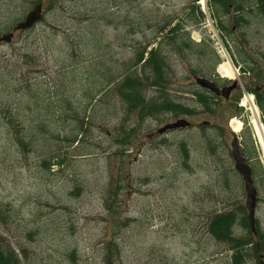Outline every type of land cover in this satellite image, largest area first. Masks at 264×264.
<instances>
[{
	"label": "rangeland",
	"instance_id": "1",
	"mask_svg": "<svg viewBox=\"0 0 264 264\" xmlns=\"http://www.w3.org/2000/svg\"><path fill=\"white\" fill-rule=\"evenodd\" d=\"M193 2L43 0L45 21L0 44V240L23 264H104L112 238L121 264H230L231 253L212 238L207 223L245 207L246 193L230 153L217 147L236 135L257 149L247 156L264 171L254 121L261 130L262 123L247 93L241 115L224 106L202 113L193 99L201 90L193 72L211 77L219 65L202 62L195 54L200 48L184 57L174 53L169 32L180 26L181 35L206 43L221 64L232 61L231 39L262 42L264 20L250 14L232 35L217 27L209 5L203 13ZM35 3L0 0V36L12 33ZM195 7L203 13L199 24L190 18ZM146 47L167 55L168 98L195 115L141 119L139 109L128 112L110 92L109 80L129 72ZM146 94L157 100L160 93L147 86ZM178 119L196 126L159 133ZM205 121L221 125L222 132L202 127ZM76 136L80 143L71 146ZM255 182V216L264 233V187L260 178Z\"/></svg>",
	"mask_w": 264,
	"mask_h": 264
},
{
	"label": "trees",
	"instance_id": "2",
	"mask_svg": "<svg viewBox=\"0 0 264 264\" xmlns=\"http://www.w3.org/2000/svg\"><path fill=\"white\" fill-rule=\"evenodd\" d=\"M198 1V0H195ZM214 11L218 12L216 6H224L225 11L229 12L228 4L232 3L233 0H213ZM248 0H237L236 2H242ZM254 1L256 6H248L249 14L257 13L264 19V0H249ZM35 4H42L43 0H35ZM36 6V5H35ZM237 10L246 11V7L239 5ZM203 17V14L200 10L195 7L192 10L190 18L195 21L196 24H199ZM248 19L241 17L237 19L236 22L232 25H235L237 28L246 26L248 24ZM169 27V26H168ZM217 27L221 29V32L229 31L233 33V28L228 29V26L223 25L222 23L217 22ZM166 25L160 30L164 31ZM170 29V28H169ZM179 31L183 32V29L175 27L170 30V35H173L170 39L169 44L175 47L174 53L182 55H190L200 48V51H197L195 54H198L199 59L204 62L206 65H210L215 69L220 63V59L217 56L216 52L210 49L206 43L202 45L195 43L191 40L189 33L181 35ZM150 47V46H149ZM146 47L139 54L136 55L134 61H132L129 72L125 74H119L117 77H113L109 80L108 89L115 96H117L120 101L124 104L128 112H133L139 109L140 118L143 119L146 115L154 114H164L170 113L175 117L179 115L193 116L196 114V110L184 107L183 104L175 102L172 99L168 98V82L167 77V55L158 49L149 50ZM194 54V53H193ZM194 75L198 76L197 72H193ZM202 77L206 76L204 73ZM113 80L114 82H110ZM115 83V85H113ZM147 83V84H146ZM150 88H155L159 90V97L157 100L147 99L146 89L147 86ZM104 89L102 88L99 95ZM97 95V94H96ZM98 95V96H99ZM196 97V103L200 106L202 113L213 114L214 113V104L213 101L209 100V97L201 91L194 92ZM92 101L96 102L94 96L91 98ZM103 104V103H102ZM88 120V118L86 119ZM81 126V130L86 131L84 126ZM83 133L80 134L82 136ZM18 138V137H17ZM219 139V137H217ZM18 145L23 147L28 151V145L23 143V141L18 138ZM128 137L126 138V142ZM216 140H210L211 144H216ZM80 140L76 136L74 140L70 141V145L74 146L79 144ZM210 146L212 147V145ZM222 144V143H221ZM185 156L188 158L187 151L183 148ZM44 164L48 167V163L45 160ZM58 164H62L59 162ZM51 166V165H50ZM253 178L254 181L260 178L261 185L264 187V171L261 166L253 167ZM256 183V182H255ZM116 191H113L115 198L118 195V191L121 190L120 182L114 185ZM113 208V206H112ZM239 228L240 233H236L235 229ZM119 230V223L114 227L113 234H117L116 231ZM207 231L212 236V238L219 244L225 245L228 248V251L231 253L230 264H251V262H259L260 264V255L261 251H264V233L261 232L258 221L256 220V234L251 230L250 223L248 221L247 211L244 206L238 207L235 210H230L223 213H218L211 217L207 223ZM259 242L257 245L256 240ZM261 250V251H260ZM264 258V256H263ZM121 251L120 248L112 238L109 240L106 246L104 254V264H121ZM0 264H23L19 254L11 248L9 245L5 244L0 240Z\"/></svg>",
	"mask_w": 264,
	"mask_h": 264
},
{
	"label": "flooded vegetation",
	"instance_id": "3",
	"mask_svg": "<svg viewBox=\"0 0 264 264\" xmlns=\"http://www.w3.org/2000/svg\"><path fill=\"white\" fill-rule=\"evenodd\" d=\"M54 3H60V0H53ZM237 0H233L232 3L228 4L229 12L225 11L224 6H216L215 9H218V12L214 11L213 8V0H206L202 4L212 9L213 16L216 20V22L222 23L223 25L227 24H234L237 19H240L241 17H245L246 19L248 15H250L248 12V6H251L252 4H255L254 1H242V2H236ZM201 1H194V5H201ZM239 5H242L246 7V11L244 10H237L239 8ZM256 6V4L254 5ZM254 6L253 9L255 8ZM42 11L45 16L44 11V5L42 4ZM255 14V13H253ZM260 16V15H259ZM261 17V16H260ZM262 18V17H261ZM263 19V18H262ZM264 20V19H263ZM237 27L233 26V33L237 32ZM229 44V42H228ZM231 54H232V64L235 70V77L233 79H230L229 81L225 80L224 76L213 75L211 77H208V80H210L212 83L216 85L218 88V93L211 92L207 89H201V92H204L208 97L209 100L213 101L214 104V113H219L220 107L224 106L225 108L232 109L235 112H237L238 115H241V112L243 109L241 108L242 102V96L244 93H247L251 96H249V100L252 102L258 116L259 120L262 123L263 132H264V68L261 67L254 59H252L251 56H260L264 60V39L259 44L252 45L251 43H247L246 40L238 38V39H231ZM193 78H195V75H193ZM193 99L196 101V97L193 93ZM213 113V114H214ZM243 116L241 117V119ZM190 122V121H189ZM191 126L187 127L194 128L196 124L190 122ZM245 126H248V123L244 124ZM202 127L204 128H213L212 124L210 122L205 121L202 124ZM223 127L221 125H216L214 127V130L216 132H222ZM239 137L236 135H231V141L229 145H221L219 150L222 151L223 148H226V151L230 153L231 158L234 163V167L236 166V161L234 159L233 153L239 152L246 160V163L251 167L253 171V159H250L247 156L248 152H252L253 150L256 152L257 149L255 147L251 148L249 143H241L239 141ZM254 179V178H253ZM259 199V198H258ZM258 206V202H257Z\"/></svg>",
	"mask_w": 264,
	"mask_h": 264
},
{
	"label": "water",
	"instance_id": "4",
	"mask_svg": "<svg viewBox=\"0 0 264 264\" xmlns=\"http://www.w3.org/2000/svg\"><path fill=\"white\" fill-rule=\"evenodd\" d=\"M44 16L42 12V5H37L34 10L29 12L24 21L19 22L14 31H28L31 30L37 23L43 22ZM14 34L9 33L0 36V44L10 43L12 42ZM252 59H254L261 67L264 68V60L260 56H251ZM196 83L205 89H208L212 92L218 93V88L216 85L212 82H210L206 78H196ZM191 124L185 119H180L174 123L167 124L162 129L159 130L160 134H163L167 131H173L177 129H183L190 127ZM234 159L236 161V170L239 172V174L242 176L244 181V188L246 191V199H245V205L248 210V221L251 226V230L253 233H256V219H255V210L257 206V189L254 186L253 178H252V169L251 167L246 163L245 158L239 153L234 152L233 153Z\"/></svg>",
	"mask_w": 264,
	"mask_h": 264
},
{
	"label": "bare ground",
	"instance_id": "5",
	"mask_svg": "<svg viewBox=\"0 0 264 264\" xmlns=\"http://www.w3.org/2000/svg\"><path fill=\"white\" fill-rule=\"evenodd\" d=\"M218 71L221 75H223L226 78L233 79L235 77V70L229 61H223L220 64ZM241 126L242 123L239 121L236 130L237 131L240 130ZM256 133L258 134V137L260 139L261 144L263 145V150H264V135L259 125L256 127Z\"/></svg>",
	"mask_w": 264,
	"mask_h": 264
}]
</instances>
